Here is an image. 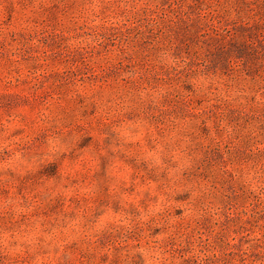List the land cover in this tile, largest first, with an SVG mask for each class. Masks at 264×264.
<instances>
[{"label":"rangeland","instance_id":"374dc122","mask_svg":"<svg viewBox=\"0 0 264 264\" xmlns=\"http://www.w3.org/2000/svg\"><path fill=\"white\" fill-rule=\"evenodd\" d=\"M0 264H264V0H0Z\"/></svg>","mask_w":264,"mask_h":264}]
</instances>
